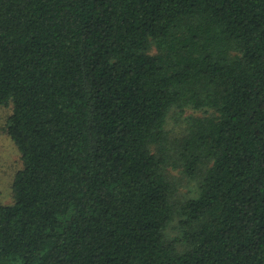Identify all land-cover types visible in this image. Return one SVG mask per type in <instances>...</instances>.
<instances>
[{"label": "trees", "instance_id": "1", "mask_svg": "<svg viewBox=\"0 0 264 264\" xmlns=\"http://www.w3.org/2000/svg\"><path fill=\"white\" fill-rule=\"evenodd\" d=\"M0 106V264H264V0H0Z\"/></svg>", "mask_w": 264, "mask_h": 264}, {"label": "rangeland", "instance_id": "2", "mask_svg": "<svg viewBox=\"0 0 264 264\" xmlns=\"http://www.w3.org/2000/svg\"><path fill=\"white\" fill-rule=\"evenodd\" d=\"M12 112V106H0V201L6 204L13 203L14 197L12 184L16 173L23 166L20 151L15 142L9 137L7 133L8 118L12 114ZM178 112L179 111L176 110L172 113L168 125V128L171 129L173 133L181 132L183 128L182 125L177 124V121H179V119L177 118L182 115ZM192 114L201 115L202 112L187 109V111L180 117V120L182 117V120H184L185 117ZM175 117L176 119H174ZM174 173L179 177L182 176L180 170L174 171ZM184 181L188 184V180L184 179ZM188 186L194 187L192 184ZM188 186H184L182 188V191L187 192Z\"/></svg>", "mask_w": 264, "mask_h": 264}]
</instances>
